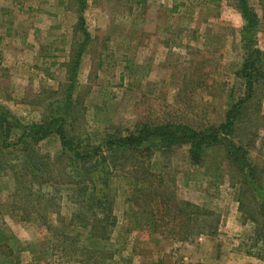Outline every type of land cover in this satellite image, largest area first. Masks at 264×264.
Instances as JSON below:
<instances>
[{
  "label": "rangeland",
  "instance_id": "obj_1",
  "mask_svg": "<svg viewBox=\"0 0 264 264\" xmlns=\"http://www.w3.org/2000/svg\"><path fill=\"white\" fill-rule=\"evenodd\" d=\"M246 3L256 16L249 30L236 0H84L81 8L76 0H0V112L14 125L9 142L59 116L80 149L158 124L218 125L245 94V44L264 56V0ZM233 135L264 187L262 87L241 106ZM144 144L152 149L149 163L118 148L82 164L62 154L54 133L0 150V264H262L254 256L264 248L263 216L249 191H239L242 177L231 171L227 146L203 147L192 165L187 144L161 152L157 134ZM137 162L178 199L213 212L216 232L174 242L169 223L151 233L146 218L155 213L161 224L160 206L132 187L142 179ZM112 166L113 190L104 183ZM84 173L98 196L111 194L107 236L91 234L108 208L91 199L89 178L76 177ZM11 235L21 245L6 256L3 239Z\"/></svg>",
  "mask_w": 264,
  "mask_h": 264
},
{
  "label": "trees",
  "instance_id": "obj_2",
  "mask_svg": "<svg viewBox=\"0 0 264 264\" xmlns=\"http://www.w3.org/2000/svg\"><path fill=\"white\" fill-rule=\"evenodd\" d=\"M76 3L79 5V8H81L84 5V0H76ZM236 3L238 4L241 14L246 19L247 25L245 29L249 30L254 26V24H256V16L249 11L246 0H236ZM79 22L83 30L84 22L81 17ZM87 38L88 33L84 32V38L81 45L71 55L74 62L71 69L72 73L76 70L78 59L83 51V42H85ZM245 49L248 53L240 68V78L245 86V94L244 96L239 97L236 101L231 102L229 107L226 109L224 121L218 125H209L204 128L197 129L190 124L183 123L158 124L151 129L147 128L136 133L131 132L124 136L113 134L114 136L108 137L102 145H92L88 146L87 149H80L79 143L77 144L66 136V132L63 129V122L65 121V118L61 116L50 119L45 125H37V127H35L40 128V130L37 129L35 131V129H33L31 131H23L14 141L9 142L8 138L10 137L11 130L14 125L7 117V114L0 112V150L18 144H23L27 147L30 143H36L54 133L58 136L62 148V154H70L74 159L81 160L82 164H84L85 161L92 159L94 163L98 160H103L104 158L102 154L104 152H110L118 148L122 150V153L131 152L130 155H124L125 157L127 156V158L130 157L134 161L142 158L149 163L152 149L149 145L147 146L144 143L148 139L150 140L153 135L157 134L160 139V143L162 144L161 152L167 151L169 145L171 144H187L189 146L188 157L190 164L197 165L201 160L200 152L202 153L205 149L203 147L213 149L220 144H225L228 148L226 155L230 160L231 171H234V173L242 177L241 183L243 184V187H240L239 191L241 188L244 191H249L251 195L250 200L254 201L257 211L263 216L262 227L264 228V187L256 181L259 177L257 176V172L255 171L253 165L247 162L244 158L245 150L242 146H237L233 142L234 126L236 125L237 115L241 112V106L251 99L252 92L256 87H262L264 89V70L262 68L264 56L258 48L252 47V44H245ZM58 121L60 123L54 128V122ZM176 134H179L177 142L175 140L168 139L172 138ZM202 142H204V145L201 147ZM137 163L142 172V179L140 181H134V183H132V187L150 199L156 198V207L158 204L160 206L161 218L159 219L161 224H158L159 220L156 219L155 213L146 218V225L151 233H157L158 227H167L169 223L173 224V228L168 227L167 235L170 236V240L172 239V241L175 242H186L193 236L204 234L213 235L216 232L218 218L215 217L213 212L190 201L178 199L173 189L169 192L167 191L169 187L163 181L161 176H157V180H152V177L154 176L150 174L148 165L143 166L142 162ZM115 170H117V167L112 166L110 172L108 171L109 177L104 182L105 185L108 183L111 190H113L112 183L115 179H117ZM72 177H74V173H72ZM76 177L79 178L80 181L89 178V187L92 189L90 192L91 199L96 198L98 204H103L108 208L106 211L105 221L101 222L96 220V223L103 224L99 225V231L94 229L91 230L92 236L104 237L109 235L111 232V228L109 229V227L112 226V219H110V192H105L102 197L98 196L99 188L93 180V177H91L88 173H84V175L80 176L76 175ZM76 184L78 185V183ZM161 189L164 191H160ZM237 193L236 201H238L239 209L242 210L245 198L240 192ZM249 218L258 225V220L255 217L253 218V216L249 214ZM262 239V242L264 243V238ZM3 240L6 242L3 244V247L7 249L5 252L7 253L6 256H10L12 253L20 249L21 244L18 243L12 235L5 237ZM8 241H11V244L18 243V245L12 248L11 246H8ZM258 251V257H260L264 262V248H262L261 251Z\"/></svg>",
  "mask_w": 264,
  "mask_h": 264
},
{
  "label": "crops",
  "instance_id": "obj_3",
  "mask_svg": "<svg viewBox=\"0 0 264 264\" xmlns=\"http://www.w3.org/2000/svg\"><path fill=\"white\" fill-rule=\"evenodd\" d=\"M174 242H175V241H174ZM254 257H255L256 259L260 260V261L262 262V264H264L263 260H262L260 257H258V255H255Z\"/></svg>",
  "mask_w": 264,
  "mask_h": 264
}]
</instances>
